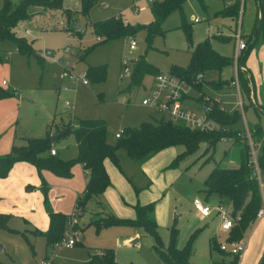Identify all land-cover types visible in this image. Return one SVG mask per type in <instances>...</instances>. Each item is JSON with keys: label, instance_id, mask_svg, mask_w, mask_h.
Returning a JSON list of instances; mask_svg holds the SVG:
<instances>
[{"label": "rangeland", "instance_id": "374dc122", "mask_svg": "<svg viewBox=\"0 0 264 264\" xmlns=\"http://www.w3.org/2000/svg\"><path fill=\"white\" fill-rule=\"evenodd\" d=\"M12 1L18 3L20 0ZM78 2L79 0H65V6L69 3L70 8L78 12L81 10V3ZM135 2L136 0H97L87 16L80 14L78 17L73 14V20L68 19V29L72 34L61 25L62 18L60 19L58 11L37 7L32 20L21 21L15 29L19 36L26 37L32 43L36 55L18 52L9 39L1 42L0 54L5 53L7 58L0 59V85L5 90L16 89L13 95L0 100L1 149H7L4 144L16 120H19L16 144H25V137H44L49 128H52L54 136L57 134L56 126L51 125L54 122L61 124L62 118L68 120V116L74 117L73 114L79 119H103L112 142L116 140L115 134L123 132L127 127L138 128L143 122L158 123L163 116L142 103L150 90L152 75L146 76L142 86L130 87V76L121 78L120 75L123 61L135 63L139 58L145 57L162 73H171L176 66L187 68L191 49L182 27L185 21L192 28L194 44L210 39L218 52L234 58L236 34L240 31L247 41L246 38L255 30L259 9L257 0H241L240 13L236 18L221 13L233 0H204L205 6L199 0H186L182 12L175 10L169 14L162 23L163 31L154 34L151 42L147 39L146 29L131 37L99 42L90 20H106L113 15L122 16L132 25L150 24L155 20L152 4L140 2V10L135 12ZM2 3L3 0H0V8ZM77 5L80 6L75 8ZM192 16L199 21H194ZM63 19L67 21L66 18ZM77 24L81 28L87 27L84 34L79 31ZM27 30L29 33H26ZM133 39L137 44L134 50L130 48ZM66 47H70L69 52H65ZM40 57L43 65L39 62ZM102 65L107 66L104 81H95L87 76L89 83L85 85L76 80V76H85L89 67ZM245 70L249 71L259 102L264 103L262 42L251 49L244 63L240 62L238 73ZM234 74L235 65H230L221 73L210 72L207 77L217 79L220 75L231 80ZM4 80L9 85H2ZM230 90L235 93L227 95L228 99L225 101L229 102L231 111L238 105L237 109L243 114L235 128L244 130L248 119L251 127L259 123L264 129V113H261L259 119L253 107L248 108L245 113L239 104L236 89L233 87ZM193 91L194 89L189 95ZM207 92L216 95L214 88H208ZM67 102L71 104L70 107L66 106ZM255 121L258 123L252 125ZM53 145L62 159H73L78 155L72 133L61 136ZM207 146L203 142L194 153L183 157L175 167H171L173 160L186 149L182 144L161 150L143 164L120 149L118 155L121 169L112 160L106 161L111 186L106 193L87 204L78 220L79 224L72 219V225L66 230L65 237H76L77 244L54 250L48 248L47 255L53 253L54 264H90L95 254L101 257L103 251L109 248L114 250L117 264H164L154 250V237L147 231L128 225L100 228L95 224L90 225L98 213L133 219L137 216L135 205L155 203L154 215L164 250L170 243L173 227L178 228L177 244L180 248L198 231L192 262L229 264L233 256L211 249L210 243L214 237L218 245L228 242L229 231L221 228L220 217L212 215L200 218L194 201L196 198L206 201L208 194L205 191V180L214 167L239 166L238 150L222 140L209 149ZM9 149L6 154L10 152ZM23 168L26 171L17 173L15 181L0 180V213L10 216L8 227L12 229H0V259L6 264H40L47 244L45 236L39 231L45 232L48 229V211L52 209L72 214L81 192L84 191L80 163L74 165L71 177H60L50 170H43L41 175L31 164ZM43 180L50 186L47 195L42 188ZM262 193L264 207V187ZM210 196L208 204L212 206L220 197L217 194ZM224 206L227 211L232 212L231 204ZM80 224L84 228L82 231L78 229ZM244 238L252 242L250 252L247 260L242 261L240 258L238 264H259L264 255V224L262 228L259 223L251 225L244 233Z\"/></svg>", "mask_w": 264, "mask_h": 264}, {"label": "trees", "instance_id": "16d2710c", "mask_svg": "<svg viewBox=\"0 0 264 264\" xmlns=\"http://www.w3.org/2000/svg\"><path fill=\"white\" fill-rule=\"evenodd\" d=\"M199 1L202 6H205L204 0ZM185 2L186 0H162L153 3L152 9L155 20L150 24L132 25L126 22L122 16H112L106 20L91 22V25L97 35L104 37L100 42L120 37H131L142 29L147 30V39L151 42L154 34L163 31L162 23L167 16L175 10L182 12ZM96 3L97 0H81V10L77 12L65 9L64 0H20L18 3H14L12 0H3L0 8V44L2 41L9 39L13 41L18 52L25 55H36L32 43L26 37L19 36L15 30L21 21L31 20L35 16L37 13L35 8L44 7L51 10H62L67 20H73L75 17L73 14L76 13L87 16ZM240 7L241 0H234L224 7L221 13L238 18ZM258 12L259 9L255 30L247 39L248 48L241 58V63L245 62L247 55L258 42L264 44V19H259ZM182 27L185 30L191 49V59L187 68L176 66L172 68L171 73L187 81L194 90L202 91L199 99L203 100V107H206L205 113L217 123L215 129L210 131L194 129L182 121L177 122L161 118L158 123L143 122L138 128L127 127L123 130L120 138H116L114 142H111L106 122L103 119H79L68 116V120L62 118L61 124H55L54 122L51 127L56 126L55 133L63 131L64 135L68 133L74 135L78 148L76 158L62 159L58 153L52 154L51 150L54 148L52 128H49L47 135L44 137H25V144L14 143L9 153L0 155V178H6L18 162L35 166L41 175L43 170H50L60 177H71L74 165L76 163L83 165L87 182L83 193L80 194L76 202L74 212L65 214L50 209L48 211L49 228L45 232L37 229L40 234L45 236L49 249L52 250L53 245L65 237L66 230L70 226L69 221L74 219L79 224L78 220L87 204L92 199L99 198L111 186L106 161L112 160L121 169L118 155L120 149H124L132 159L143 164L161 150L182 144L186 149L173 160L171 167H175L183 157L194 153L203 142L207 143L209 149L215 146L218 141H221L222 137L230 138L232 146L238 150L239 166L221 167L217 165L214 167L205 180V191L209 196L212 194L219 195L221 203L231 204L234 217L241 216V219L236 221L229 230L228 242L244 238L246 230L258 218V212L263 206L262 189L250 164L249 143L246 139L237 135L240 129L235 128L243 114L241 115L239 109L229 111L223 108L221 103L216 101L213 96L203 92L206 78L202 81L197 79V75L200 73L205 74V76L212 71L221 73L226 67L234 65V58L218 52L210 39L194 44L191 26L185 21ZM88 53L87 51L86 54ZM5 58H7L5 53L0 54V59ZM39 62L42 65L44 64L42 57L39 58ZM159 73L161 72L157 67L149 63L145 57H141L133 65L130 87L142 86L147 75L156 76ZM86 76L95 81H104L107 76V66H91L87 69ZM239 78L241 90L249 96L251 101L249 77L245 76V72L242 71L239 73ZM231 80L224 79L219 83L215 82L214 86L219 88V86L225 84L230 85ZM15 92L14 88L5 90L0 85V100L13 95ZM245 109L246 105L244 104L243 110ZM250 129L254 139L261 142L258 161L264 175V129L259 123L254 127H250ZM42 188L45 195H47L50 186L44 180ZM135 208L137 216L133 219L118 218L113 214L103 216L98 213L97 218L93 219L90 225L95 224L98 228L109 225H128L136 229H143L154 237V250L164 264H194L191 258L195 251V240L198 231L194 232L186 245L180 248L177 244L178 228L173 227L170 243L168 248L164 250V244L158 231V222L154 215L155 203L137 204ZM9 217L8 214L0 213V229L12 230L8 227ZM78 229L82 231L84 228L80 224ZM216 241V238L210 240L211 249H218L222 253L232 255L223 251ZM49 254L45 257H48ZM232 256L233 259L229 264H238L241 256ZM0 264L6 263L0 259ZM90 264H117L114 250L106 249L101 257L95 254ZM259 264H264V255Z\"/></svg>", "mask_w": 264, "mask_h": 264}, {"label": "built area", "instance_id": "2783aa9c", "mask_svg": "<svg viewBox=\"0 0 264 264\" xmlns=\"http://www.w3.org/2000/svg\"><path fill=\"white\" fill-rule=\"evenodd\" d=\"M158 1H162V0H136L134 4L135 12H138L140 10V5H139L140 2H147L149 4H153ZM258 17L259 19H264V0H259ZM192 19H194V21H199V19L195 17H193ZM60 22L61 25L64 27V29H67L71 32V30L68 29V20L66 21L65 19L62 18ZM77 26L82 34L86 32V28H87L86 26L83 28H81L79 24H77ZM26 33H29V31L27 30ZM97 40L100 42L103 40V37L101 35H97ZM136 45H137L136 41L133 39L131 41L130 48L134 50L136 49ZM247 48H248L247 41L243 38L241 32L239 31L236 34V44H235V54H234L235 74L231 80V85L236 89V92L239 94V98H240L239 104L241 105L242 109L244 107V103L241 96V84H240L238 70H239L240 60ZM69 51H70V47H66L65 52H69ZM122 65H123V69L120 72L121 78H125L126 76H130L131 78L133 73L134 63L130 62V60H124ZM197 79L200 81L204 80L205 74L203 73L198 74ZM76 80L82 82L85 85L89 83V80L87 79L86 75L76 76ZM2 84L7 85L8 81L4 80ZM192 89H193L192 86L187 81L180 78L179 76L173 73L161 72L156 76H154V85L145 95V97L142 100V103L143 105L151 108L156 113L162 115L163 118L171 119L177 122L182 121L191 128L206 130V131L215 129L217 127V123L213 119L209 118L207 113L199 114L185 105L184 101ZM14 90L16 89L14 88ZM250 97H251V102L253 104L256 103L254 99V93L252 91H250ZM66 106L70 107L71 104L67 102ZM121 134H123V132H117L115 134V137L120 138ZM237 135L246 139L249 143L250 155H251L250 164L252 165L255 175L257 176L260 182L261 189H263L264 175L261 172L258 161V154L261 147V142H258L254 139L252 135V130L248 125H246V128L244 130L238 131ZM230 140L231 139L228 137H222V141H230ZM51 152L52 154H56L57 150L53 148ZM194 204L196 210L202 216H210L212 212L215 211L222 220L221 228L227 231H229L233 227L236 221L241 219L240 215L234 217L232 215V212L230 213L229 211H227L223 203H219L211 206L197 198L195 199ZM258 217H264L263 206L262 208H260L258 212ZM69 225H72V219L69 221ZM76 242H77L76 237H71V238L64 237L61 241L56 242L53 245L52 249L54 250V248L60 249L64 247H72L76 244ZM220 247L223 251L229 252L232 255L241 256L248 247V240L242 238L238 241L225 242L223 244H220ZM52 254L53 253H50L48 257H44L41 260L40 264H54L53 262L54 255Z\"/></svg>", "mask_w": 264, "mask_h": 264}, {"label": "crops", "instance_id": "0c3cea01", "mask_svg": "<svg viewBox=\"0 0 264 264\" xmlns=\"http://www.w3.org/2000/svg\"><path fill=\"white\" fill-rule=\"evenodd\" d=\"M234 1V0H233ZM81 3V0H79V2H78V4H80ZM231 4V3H230ZM80 6V5H79ZM78 5L77 6H75V8H78L79 7ZM71 7V5L69 4V3H66V6H65V0H64V8L65 9H69V10H72V11H74L72 8H70ZM55 12H59L58 14H59V17H60V19L61 18H66V17H64V15H63V11L62 10H54ZM75 15H77L78 17L80 16V14L79 13H76ZM76 16V17H77ZM113 16H118V15H113ZM112 17V16H111ZM193 17V16H192ZM59 19V20H60ZM79 19V18H78ZM32 20V19H31ZM31 20H28L29 22L31 21ZM90 22H93V21H91L90 20ZM248 35V34H247ZM83 36V35H82ZM82 36H81V38H82ZM243 38H245V37H243ZM246 39H248V38H246ZM235 48V47H234ZM249 71L248 70H245V74L249 77V79H251V77H250V74L248 73ZM208 76V74L205 76V78ZM225 78H223L222 76H217V79H214V78H208L207 77V79H206V82H205V87H204V90H203V92H206V94L207 95H209V96H213L216 100H218L220 103H221V105H222V107L224 106L227 110H229V111H231V107L230 106H228V104H229V102H227V101H225L226 99H228L227 98V95H230V94H233V93H235V92H233L232 90H230V88H233V87H230V85H227V84H225L224 86H219V88H217V87H215L214 86V84H215V82H220L221 80H224ZM144 81H145V79H144ZM145 84V83H144ZM150 88L154 85V76H152V79H151V81H150ZM7 85H9V83L7 84ZM214 88V90H216V95H214V94H210V93H208L207 92V89L208 88ZM249 87H250V90L254 93V99H255V101H256V103H254V104H252L251 102H250V99H249V96L247 95V94H244V92L241 90V96H242V100H243V103L247 106V108H246V110H244V112L246 113L247 112V110H248V108H250V107H253L254 109H255V112H256V114H257V116H258V119L260 118V115H261V113L263 112L264 113V103H263V101H262V104L259 102V100H258V97H257V91H256V87H255V85L253 84V82L252 81H250V83H249ZM147 88V87H146ZM149 88V89H150ZM148 89V90H149ZM146 90V89H145ZM147 90V91H148ZM202 94V91H199V90H194L192 93H191V95H188L187 96V98L185 99V101H184V103H185V105L188 107V108H190V109H192V110H194L195 112H197V113H199V114H204L205 113V111H206V107L204 108L203 106V101L202 102H199L198 101V99H199V97H200V95ZM238 108V105H237V107H236V109ZM257 109V110H256ZM200 110V111H199ZM201 110H204V113H201ZM74 115V117H76L75 116V114H73ZM246 119L247 118H245V121H246ZM248 124V126L249 127H251L250 126V121H248V119H247V121H246ZM19 123V120H16V123L12 126V130H11V133H10V135H9V137L6 139V143L4 144V148H7V149H1V148H3V146L2 147H0V154L1 155H3V153L4 154H6V152H7V150H8V148H10L9 150H11V148H12V146H13V144L15 143V138H16V136H17V133H18V131H19V129H18V126H17V124ZM256 123H258V121H255L254 123H251L252 125L253 124H256ZM51 133L52 134H54V132H52V130H51ZM58 134V133H57ZM56 135V134H55ZM109 136V135H108ZM109 140H110V138H109ZM76 141V140H75ZM111 141V140H110ZM112 142V141H111ZM224 142H227V143H229V144H232V141L230 140V141H224ZM76 147H77V142H76ZM55 148V147H54ZM56 149V148H55ZM57 150V149H56ZM77 150H78V148H77ZM9 152V151H8ZM161 152V151H160ZM57 153H58V155H59V151L57 150ZM159 153V152H158ZM155 155H157V154H155ZM30 164L29 163H25V162H18V163H16L14 166H13V168H12V170L10 171V174H9V176L8 177H6V178H0V180H4V181H6V180H8V179H10V180H12V181H15L14 179L16 178V175H17V173H24V171H26V169L25 168H23L24 166H29ZM106 167H107V165H106ZM81 168H82V170H83V176H84V179H83V188L85 189V186H86V182H87V177H86V172H85V170H84V168H83V165L81 164ZM107 170H108V167H107ZM23 180V179H22ZM107 192V191H106ZM105 192V193H106ZM83 192H81V194H82ZM211 197V196H210ZM209 197V195L207 196V198H206V201H205V203H207L208 204V199L210 198ZM197 199V198H196ZM218 201H215L216 202V204H219V203H221V201H220V198L219 199H217ZM204 202V201H203ZM216 204H214V205H216ZM213 206V205H212ZM198 214L197 215H199V217L200 218H202V219H204V217L205 218H207V217H210V216H212V215H215V216H217V217H219L218 215H217V213L214 211V212H212V214L210 215V216H202L199 212H197ZM26 216L28 217V218H30V215H28V214H26ZM25 220L28 222V220H27V218H25ZM256 223H259V225L261 226V228L263 227V224H264V217H258L257 219H256V221L252 224V225H254V224H256ZM48 228H49V225H48ZM37 229H39L38 227H37ZM227 231V230H226ZM254 232H255V230H254ZM253 232V234L252 235H254L255 233ZM134 237V236H133ZM215 238V237H214ZM248 240V239H247ZM252 243V242H251ZM251 243H250V240H248V247H247V249H246V251L241 255V260L242 261H245V260H247V258H248V256H249V250H250V247H251ZM5 249V248H4ZM6 251V250H5ZM47 253H48V247H46V253H45V256L47 255ZM44 256V257H45Z\"/></svg>", "mask_w": 264, "mask_h": 264}, {"label": "water", "instance_id": "95a60500", "mask_svg": "<svg viewBox=\"0 0 264 264\" xmlns=\"http://www.w3.org/2000/svg\"><path fill=\"white\" fill-rule=\"evenodd\" d=\"M63 135H64V132L61 131L60 133H58V134L52 136V142L56 141L58 138H60V137L63 136Z\"/></svg>", "mask_w": 264, "mask_h": 264}]
</instances>
